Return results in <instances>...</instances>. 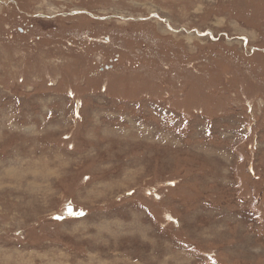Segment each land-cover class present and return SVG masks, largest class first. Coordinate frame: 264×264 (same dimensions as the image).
I'll use <instances>...</instances> for the list:
<instances>
[{"label": "rangeland", "instance_id": "rangeland-1", "mask_svg": "<svg viewBox=\"0 0 264 264\" xmlns=\"http://www.w3.org/2000/svg\"><path fill=\"white\" fill-rule=\"evenodd\" d=\"M0 264H264V0H0Z\"/></svg>", "mask_w": 264, "mask_h": 264}]
</instances>
